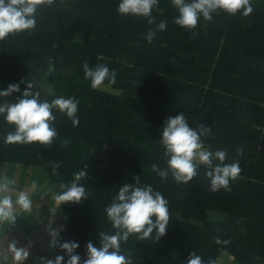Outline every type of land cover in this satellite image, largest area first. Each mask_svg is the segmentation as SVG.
<instances>
[{"label": "trees", "instance_id": "obj_1", "mask_svg": "<svg viewBox=\"0 0 264 264\" xmlns=\"http://www.w3.org/2000/svg\"><path fill=\"white\" fill-rule=\"evenodd\" d=\"M119 2L55 0L39 7L35 29L0 41V90L12 83L21 89L0 97V103L14 102L31 84L42 100L74 98L79 120L73 126L55 111L58 136L44 146L5 143L15 126L0 116V162L41 166L59 189L86 168L87 177L78 183L91 195L79 204L67 202V220L59 228L60 243H78L82 261L89 241L99 247L101 231L115 233L105 209L123 184L140 176L142 185L169 201V213L192 220H174L158 240L131 234L121 251L131 253L133 264H186L190 253L215 264L219 252L239 264H264V0H250L253 12L246 17L218 11L213 21L201 18L192 30L174 23L178 12L171 0H159L152 15L157 23L165 20L167 28L157 31L152 43L144 36L156 25L145 17L120 15ZM73 31L81 39L66 43ZM35 60L51 70L44 85L38 84ZM84 62L115 70L116 83L102 85L111 90L91 87ZM180 112L190 127H211L202 138L206 147L227 149L225 162H239L241 172L230 191H210L204 166L187 184H177L171 174L162 180L152 171L153 163L167 166L162 128ZM208 210L226 217L209 220ZM57 255L68 259L58 247L50 259Z\"/></svg>", "mask_w": 264, "mask_h": 264}, {"label": "clouds", "instance_id": "obj_2", "mask_svg": "<svg viewBox=\"0 0 264 264\" xmlns=\"http://www.w3.org/2000/svg\"><path fill=\"white\" fill-rule=\"evenodd\" d=\"M54 2L55 0H0V41L5 40L10 34L35 29L39 7H50ZM158 4L159 0H120L117 12L120 15L145 17L149 24H155V29L150 28L144 36L147 43H152L157 31H164L167 28L165 20L157 23L152 15ZM171 4L178 12L174 23L188 30L197 28L201 18L207 22L213 21V14L218 11L233 16L240 13L245 17L253 12L250 0H171ZM83 72L84 78L91 81L93 89H99L106 81L109 84L116 83L115 70H110L106 64L100 63L90 67L84 62ZM20 91V85L12 83L5 90H0V97H8ZM55 111L66 115L73 126L79 124L76 117L78 102L74 98L58 96L51 101L42 100L40 93H33L32 85L28 84L22 97H18L14 102L0 103V116L7 124L15 126L14 131L8 132L5 136V143L50 146L58 136L54 126ZM210 132L211 127L203 123L190 127L183 112L169 116L164 122L160 137L167 166L160 168L153 163L152 171L162 180L166 181L171 174L177 184H187L198 175L200 167L204 166L208 169L205 175L209 180L210 191L216 192L220 189L230 191V182L241 172L239 162L237 160L225 162L228 157L227 149L213 151L205 146L202 138ZM236 151L238 155L243 153L242 148ZM58 167V164L54 165V168ZM86 177L85 168L74 174V180L70 185L61 183L59 187L62 191L55 195V200L61 205L67 202L79 204L87 199L91 193L78 183ZM133 180L134 184L125 183L120 187L105 209L107 219L116 229L114 234L101 231L99 247L89 241L86 244L87 258L82 261L76 252L79 244L71 241L60 243V229L49 224L46 228L50 237L49 247H58L68 259L65 261L64 255H57L54 259L41 257L40 264H133L131 253L125 255L121 251L122 241L127 242L131 234H138L142 241L158 240L163 237L170 220L169 201L151 185H142L140 176H134ZM15 183V180L8 177L0 179V223L14 224L19 213L32 212L33 201L29 191H16L12 187ZM36 187V183L33 182L31 189ZM7 251L13 256L16 264H23L30 255L26 248L17 247L15 240L8 244ZM186 264L205 262L200 255L190 253ZM208 264H214V261L210 260Z\"/></svg>", "mask_w": 264, "mask_h": 264}, {"label": "crops", "instance_id": "obj_3", "mask_svg": "<svg viewBox=\"0 0 264 264\" xmlns=\"http://www.w3.org/2000/svg\"><path fill=\"white\" fill-rule=\"evenodd\" d=\"M8 164L11 163L0 162V179L8 177L15 180L16 183L12 187L16 191L28 190L33 201V209L31 213H19L14 224L9 222L0 223V264H16L13 256L7 251V246L12 240L17 242V247H24L30 252L28 259L23 264H40L41 257L50 259L53 254L52 249L49 247L50 237L46 228L49 224L54 228H58V225L66 222L67 217L64 215L56 219L49 218V215L53 213V203L50 195L45 190L48 186V180L44 182L42 180V182L35 181L37 187L31 189L34 182L31 172L27 171L26 177L23 175L24 179L20 180L21 173L17 172L16 166L13 167V165ZM41 174L37 171L33 177ZM215 264L239 263L224 252H219Z\"/></svg>", "mask_w": 264, "mask_h": 264}, {"label": "rangeland", "instance_id": "obj_4", "mask_svg": "<svg viewBox=\"0 0 264 264\" xmlns=\"http://www.w3.org/2000/svg\"><path fill=\"white\" fill-rule=\"evenodd\" d=\"M81 36L80 33L77 31H73V32H69L67 33L66 37H65V42L66 43H71L75 40H80ZM32 66L34 67V65L32 64ZM49 69V66L47 64H45L44 62L41 63H37L36 67H35V71L38 73V75H40L41 77L45 76L46 80H47V70ZM42 70V71H40ZM101 88H104L106 90H111V88L109 86H101ZM8 165H14L17 167H15V169L17 170V172L21 173V177L20 180L24 179V176L26 175L27 171H30L32 174V178L34 179V182H44L48 180V186L45 188V190L48 192V194L50 195L51 199H52V203H53V213H51V215H49V218L51 219H56L62 216H66V212L64 210V207L66 205V203L63 204H59L56 200H55V195L57 193L60 192V189L58 188V186L56 185V183L54 181H52L49 176L47 175V172L45 171V169H43L41 166H35V165H29V164H22V163H11ZM42 173L41 175H36L35 177L34 174L36 172ZM34 173V174H33ZM24 175V176H23ZM26 177V176H25ZM42 180V181H41ZM226 217V215L224 213L218 212V211H214V210H208L207 211V219L209 220H220V219H224ZM176 219H187V220H192L190 217H188L187 215L180 213V212H171L170 213V220H169V224L168 226L172 225L173 221ZM65 224V223H64ZM64 224H60L57 227L60 228L62 226H64ZM52 249V253L55 252L56 248H51Z\"/></svg>", "mask_w": 264, "mask_h": 264}, {"label": "water", "instance_id": "obj_5", "mask_svg": "<svg viewBox=\"0 0 264 264\" xmlns=\"http://www.w3.org/2000/svg\"><path fill=\"white\" fill-rule=\"evenodd\" d=\"M36 61V60H35ZM32 61V64L34 65V69H35V67H36V65H37V63H41L39 60L38 61ZM51 63L52 64H54V62L53 61H51ZM52 69V68H51ZM35 71V70H34ZM40 71H42V70H40ZM50 72H51V70L50 69H48L47 70V77H48V75L50 74ZM35 73H37L36 71H35ZM38 74V73H37ZM36 74V75H37ZM38 77V84H41V85H44L45 84V82H46V77L45 76H43V77H41L40 75H38L37 76ZM262 146H264V133H263V138H262Z\"/></svg>", "mask_w": 264, "mask_h": 264}]
</instances>
